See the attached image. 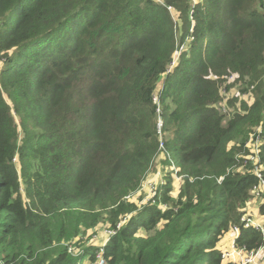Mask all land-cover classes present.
<instances>
[{
	"label": "trees",
	"instance_id": "trees-1",
	"mask_svg": "<svg viewBox=\"0 0 264 264\" xmlns=\"http://www.w3.org/2000/svg\"><path fill=\"white\" fill-rule=\"evenodd\" d=\"M200 1L0 0V264H230L234 226L264 246L241 221L264 177V0ZM159 154L179 192L167 174L138 205Z\"/></svg>",
	"mask_w": 264,
	"mask_h": 264
},
{
	"label": "rangeland",
	"instance_id": "rangeland-1",
	"mask_svg": "<svg viewBox=\"0 0 264 264\" xmlns=\"http://www.w3.org/2000/svg\"><path fill=\"white\" fill-rule=\"evenodd\" d=\"M200 0H187V2L191 5H196ZM201 2V1H200ZM171 15L173 17V19L176 21L178 18H180L179 16V11L176 10L175 8L171 7ZM187 18H190V35L186 38V42L182 45H179V48L176 52H174L173 54V61L170 64L169 68H172L173 66H176L179 63L180 60V53L181 52H185L187 53L188 50H190L192 47V42L195 41V34H193V32L196 31L197 27V21L195 19L194 16V11H191V9L188 11V16ZM161 81L158 83V86L156 88V90H160V84ZM234 89H237V87H233ZM233 93L229 92V95H232ZM157 97V95H156ZM157 99V98H156ZM157 103L159 105V102L157 100ZM169 172V173H168ZM170 174V176H173L171 182H172V188L170 190L172 196H176L179 192V187L181 184L182 179L179 178V176L175 175V171L173 169V164L168 165V163L163 161V155L159 154L158 156L155 157V159L153 160V162L150 165V168L148 169L147 173L144 176V180L142 181V187L134 194L130 197V200L132 201H136L138 203V205H141L143 203H147L149 201L153 202L154 201V195H155V190L162 185L166 180L167 177L166 175ZM262 199L264 200V197H262ZM261 198H256L254 197V199L251 200V203H248V207L246 210V213L252 215L254 217L253 214V210L255 209V207L258 206V204L260 203V201L262 200ZM255 206V207H254ZM235 236L234 232L229 233L227 236H224L221 240V242L219 243V246L222 249V254L223 252H225L226 250L229 249V247L231 246V241L233 240ZM105 239V235L100 236L99 238V242L104 241ZM235 257L237 258V255H235ZM230 259L227 256H224L223 262H228ZM255 262H257L258 264H264V246H262L259 255L257 257H255ZM247 264H254V263H247Z\"/></svg>",
	"mask_w": 264,
	"mask_h": 264
},
{
	"label": "built area",
	"instance_id": "built-area-1",
	"mask_svg": "<svg viewBox=\"0 0 264 264\" xmlns=\"http://www.w3.org/2000/svg\"><path fill=\"white\" fill-rule=\"evenodd\" d=\"M250 159H252L254 162L257 161V159L253 158L252 156L250 157ZM255 173L259 179V182L257 185L253 187L252 194L256 198H262L264 197V177L262 176L261 172H259L257 166L255 167ZM241 221L244 222V226H253L255 228H258L261 231V233L264 234V221L260 222L248 213H244L242 215ZM117 227H119V224L117 225ZM233 232L235 233V236L231 241V246L229 247V249L223 252L222 254L223 258L224 256H227L230 259L229 260L230 264H247V263L258 264L257 262H255V257L259 255V252L262 247L256 250L255 252L253 251L248 252L242 248L236 247L235 238L238 236L239 233L237 226H234ZM235 255H237V258L235 257ZM98 264H104L103 260L99 259Z\"/></svg>",
	"mask_w": 264,
	"mask_h": 264
},
{
	"label": "crops",
	"instance_id": "crops-1",
	"mask_svg": "<svg viewBox=\"0 0 264 264\" xmlns=\"http://www.w3.org/2000/svg\"><path fill=\"white\" fill-rule=\"evenodd\" d=\"M255 207V206H254ZM253 214H254V218L260 222H263L264 221V215H260L259 214V211L256 209L253 210Z\"/></svg>",
	"mask_w": 264,
	"mask_h": 264
},
{
	"label": "clouds",
	"instance_id": "clouds-1",
	"mask_svg": "<svg viewBox=\"0 0 264 264\" xmlns=\"http://www.w3.org/2000/svg\"><path fill=\"white\" fill-rule=\"evenodd\" d=\"M193 6H194V5H193ZM189 10H190V9H189ZM191 11H193V10H191ZM189 19H190V18H189ZM156 190H157V189H156ZM156 190H155V191H156Z\"/></svg>",
	"mask_w": 264,
	"mask_h": 264
}]
</instances>
